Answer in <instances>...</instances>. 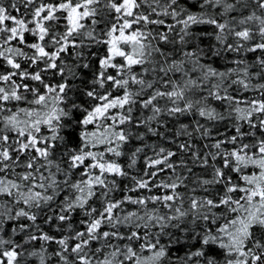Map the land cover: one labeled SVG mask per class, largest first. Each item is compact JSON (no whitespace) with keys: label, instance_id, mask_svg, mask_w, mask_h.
<instances>
[{"label":"snow or ice","instance_id":"obj_1","mask_svg":"<svg viewBox=\"0 0 264 264\" xmlns=\"http://www.w3.org/2000/svg\"><path fill=\"white\" fill-rule=\"evenodd\" d=\"M0 264H264V0H0Z\"/></svg>","mask_w":264,"mask_h":264}]
</instances>
